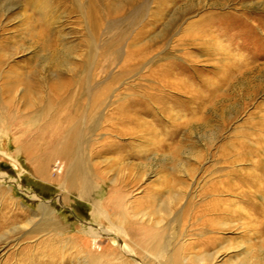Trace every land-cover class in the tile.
<instances>
[{"label":"rangeland","instance_id":"obj_1","mask_svg":"<svg viewBox=\"0 0 264 264\" xmlns=\"http://www.w3.org/2000/svg\"><path fill=\"white\" fill-rule=\"evenodd\" d=\"M93 4L104 18L99 19L97 39L88 44V30L95 27L89 18ZM126 30L116 56L100 55L106 40L113 42ZM133 39L135 46L150 51L139 72L130 71L132 63L125 72ZM54 55L66 59V65L54 69ZM0 61V89L14 76L26 82L34 75L40 82L33 107L24 103L23 86L12 94L0 90V264H51L49 256L65 264H91L90 256L104 260L99 264H120L115 255L121 252L129 264H137L140 255L116 233L119 221L134 216L161 220L163 226L171 223L178 212L176 195L179 204H192L183 213V233L191 234L188 244L200 240L199 227H189L190 218L208 207L219 209L211 212L216 221L225 210L231 222L237 220L223 233L207 232L218 238L217 244L206 250L195 247L191 254L206 257L204 264H264V0H0ZM85 63L97 86L113 83L112 92L128 97L105 105L97 129L83 134L79 170L91 176L88 186L73 190L59 179L65 170L60 159L48 164L46 177L41 176L39 164L22 146L54 137L53 131L43 132L49 121L44 114L51 116L59 105L53 103L49 110V85L70 70L79 76L75 67ZM168 69L186 73L177 82L191 81L197 89L216 84L227 90L229 76L235 82L226 101L212 107L207 103L204 114L198 112L204 119L199 127L175 131L173 140L159 135L165 150H158L151 137L108 136L106 120L113 110L129 105L136 87L155 86L157 75ZM161 94L158 99L169 94L175 102L186 101L168 90ZM191 112L181 116L188 118ZM8 114L16 119L7 122ZM139 118L151 120L144 114ZM157 120L167 133L173 130L159 114ZM124 128L128 132L132 127ZM35 130L39 135L30 136ZM107 141L115 144L114 150L102 147ZM116 203L120 214L114 210ZM43 204L55 225L38 230L45 219ZM92 205L104 216H93Z\"/></svg>","mask_w":264,"mask_h":264},{"label":"bare ground","instance_id":"obj_2","mask_svg":"<svg viewBox=\"0 0 264 264\" xmlns=\"http://www.w3.org/2000/svg\"><path fill=\"white\" fill-rule=\"evenodd\" d=\"M93 7L94 10H92L89 18L94 21L95 27L94 30H88V34L86 35V42H88V44H91L92 41H95V39H97V35H99L100 31L99 21L104 18L102 12L97 7V4H93ZM130 22L131 23H128L129 27L133 25V21L130 20ZM127 31L128 30H126L125 33H122L121 36L113 42L106 40L103 43V52H101L100 55H103V57L108 54L112 55L113 57L116 56L118 53L117 47L123 42V38L127 35ZM138 36L142 38V34H139ZM133 43H131L132 45H134L133 50L130 51L128 60L125 59L126 61L123 66V69L126 70L125 72H127L128 63L129 65L130 63H132L133 65V67L131 66L132 68L130 71L139 72L144 63L147 61V55L150 51V48L148 46H135L137 44L135 39H133ZM57 48L58 47H56L55 45V47L53 48L54 54L57 53ZM52 63L53 68L58 69L65 66L67 61L66 59L60 60L59 57L55 56L52 57ZM1 64L2 63L0 61V65ZM89 68V64L87 65V63H85L83 66L75 67V70H77L79 76L75 74L76 72L70 70L68 71V74L70 73V75H67V77H58L56 81L49 85L52 95L46 97L47 106L49 107V110H51L53 107L51 105H53V103H58L59 105H57L56 108L54 107L55 113L51 116L48 115V111L46 112V114H44L48 117L49 121L43 128V132L49 133L53 131L54 137H52L51 135V139H43L39 144L36 143L22 146V149L25 150L27 154L34 157L32 161L39 164L36 170L41 176L46 177L45 170L48 164L52 163V161H54L55 159H60L62 164H64L63 167L65 168V170L63 175H61L59 179L63 181L62 182L60 180L62 184L64 183L63 185L69 186L68 188H71L73 190L78 185L88 186V181H90L89 177L91 176H89L88 173L84 175V172H81L82 175H80V170H82L81 167L83 163V159L81 158L84 140L83 134L86 135L87 133L93 132L97 129V124L100 122V120L103 119V107L105 105H109L110 102L112 103V101L114 100L119 101L120 99H126V97H128L125 93L121 94L120 96L116 92H112L111 85L113 83H108L106 85L99 84L97 86V84L93 82L92 76L89 77L87 75V71ZM172 68L174 67H170V70ZM170 70H165L164 73H161L159 75L156 74L157 80L155 82L153 81V85L155 86L149 84L143 89H141L140 87H136V89H134L135 91L132 92L131 95H129V98L132 99L129 105H126V103H122L120 106L118 105L113 110V112L109 116V119L106 120L109 122L107 130L109 131L108 136H130L132 139H135V137H143V139L145 137H151L150 139H152V144H157L159 148L158 150H165L167 148L166 143H164L161 138H158L159 135L165 136L168 134L169 139L171 138V140H173L175 135L174 133H176L175 131L184 129L193 131L196 127H199L198 123H200V121L204 119L199 118L200 116L198 115V112L204 114L207 103H209V106L212 107L217 103L226 101L229 97L228 89L235 82V80H233L235 78H232L234 76H229L231 79H229V77L227 76L228 80L226 82H229L227 90H223L220 85L216 86V84L211 88L209 87L208 89H197L194 87V83L191 81L177 82V80L180 79V76L185 75L186 73L174 74L171 73ZM17 74L20 73L17 72ZM243 74L244 73H241V75ZM14 77L15 78L8 84H5L6 86H2V88L0 89L1 92L12 94L14 91H16L18 86H23L22 97L24 103L29 107L36 106L38 104V98H34L33 95L35 96V93L38 92L39 86H37V83H40L35 81L36 76L32 75L27 79L26 82H23V79H21L20 76ZM118 81H120V78L118 79ZM40 88H42L41 85ZM165 90H168L169 93H176L177 96H183L186 101L181 102L180 100H178L179 102H175L176 97L174 99V96L167 94L161 98L162 101L160 102L159 100L161 99H158L157 95H162L161 93H164ZM4 100L5 99H3V101ZM167 103H171L173 104V106L162 108V105H165ZM149 106H151L152 109L150 111L149 109L146 111L145 109H147V107ZM163 109L165 110L163 111ZM123 110H125V112ZM127 111L130 112V115L127 114L128 117L126 116ZM183 111L194 112H191L187 118L186 116H181L183 115ZM140 114H144L146 115V117H150L151 120L147 118H139ZM157 114H159L162 119H165L166 122H169L170 126H172L173 129L171 132L167 133L166 130L161 127L162 124L160 125L159 120H157ZM14 118L16 119V117L9 114L5 117L7 122H13L12 120ZM32 119V122H35V116ZM56 121L60 123L57 124ZM123 124L131 126V130H129L128 132H124L125 125ZM37 130H35V132L32 131L31 133H29L30 136H33L35 133L37 135ZM188 130L186 131L188 132ZM191 133L192 132H189V134ZM58 136L60 138H57ZM38 141L40 140L37 139V141L35 142ZM114 145L115 144H113L111 141H107L102 144V147L106 148L107 146L109 147L107 150L110 151L114 150ZM0 193H3V191H1ZM174 197L176 198L174 201L178 206V212H176V216L173 218L174 220L171 223L168 222L163 226L161 225V220H143L144 218L140 219V217L139 219H137L134 216L130 218V220L124 218L123 222L119 221V228L116 229V233L123 241L124 246H129L138 255H140V260H138L137 264H204L203 261H205L206 257H203L201 255L194 256L190 252L193 251L195 247L199 248V250H206L210 247H214L217 244L216 242H218V238H216L215 235L206 236L207 234H209L207 232L210 231L211 233H215V231H221V233H223V229H227L230 223H237V220L231 222V219H228L231 214H229V211L225 209L224 213L220 212L219 216H223L221 221H216L218 216H213V213L211 212L214 211V214L219 213V211L216 210L218 208L208 207L205 209L206 211L204 210L202 213L199 212V214L195 215L194 220L190 218L189 227H199V233L197 235L198 239L200 240H197L195 242L193 241L188 244L187 237L191 234L187 235L186 232L183 233V228L186 224L184 220L185 214L183 213H186L187 211L185 210L187 206H191L192 204H189L188 202L179 204V195H176ZM3 200L1 201L3 202ZM43 205L40 207V209H43L42 215L43 219H45L41 223L42 228H38V230H42L45 226L53 227L55 225L54 222H51L52 219H50L52 217L51 210H49V208L47 209L46 206ZM114 206L115 212H118L120 214L121 207H119V204L116 203ZM222 208L224 207L222 206ZM92 209L93 216H104L102 215L103 212H99L98 205H94ZM165 212L167 213V211ZM169 221H171V218L169 219ZM1 230L2 225H0V231ZM204 230H206V232H204ZM199 234H201V236H199ZM205 242L210 243L206 244ZM124 255L125 254L121 252L115 256H118L117 261H119L120 264H129ZM49 258L51 264H65L63 262V259L61 258H58L57 260L54 259V256H49ZM105 258L108 259L107 255ZM90 259L91 264H99L103 260L94 256H90Z\"/></svg>","mask_w":264,"mask_h":264}]
</instances>
